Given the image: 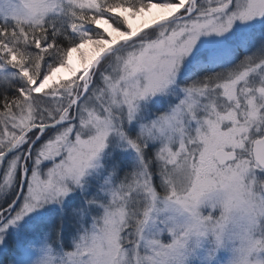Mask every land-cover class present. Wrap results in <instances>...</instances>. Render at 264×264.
Instances as JSON below:
<instances>
[{
  "label": "snow or ice",
  "instance_id": "1",
  "mask_svg": "<svg viewBox=\"0 0 264 264\" xmlns=\"http://www.w3.org/2000/svg\"><path fill=\"white\" fill-rule=\"evenodd\" d=\"M0 264H264V0H0Z\"/></svg>",
  "mask_w": 264,
  "mask_h": 264
},
{
  "label": "water",
  "instance_id": "2",
  "mask_svg": "<svg viewBox=\"0 0 264 264\" xmlns=\"http://www.w3.org/2000/svg\"><path fill=\"white\" fill-rule=\"evenodd\" d=\"M156 14H158V15H160L161 13H159V12H155V14L154 15H156ZM144 20H147L148 22H151V17L150 16H145L143 19H138L137 21H134L133 22V24H134V28H138L139 26H140V24L141 23H143L144 22ZM88 52H90L89 54H91V48L89 47V49H88ZM74 54V53H73ZM73 66V65H72ZM77 67L78 68H80V66H79V63H77ZM73 69H74V66H73ZM61 70H63V71H69L67 74H65L64 76L63 75H60V76H58V78H64V79H67V78H69L72 74V70H70V69H61ZM60 70V71H61ZM71 71V72H70ZM59 72V71H58Z\"/></svg>",
  "mask_w": 264,
  "mask_h": 264
},
{
  "label": "bare ground",
  "instance_id": "3",
  "mask_svg": "<svg viewBox=\"0 0 264 264\" xmlns=\"http://www.w3.org/2000/svg\"><path fill=\"white\" fill-rule=\"evenodd\" d=\"M155 14V12H153V13H151V14H148V16H150L151 17V20L152 19H155L157 16H158V14H156V15H154ZM90 53V52H89ZM81 59H80V56H79V54L78 53H74L73 54V57H72V65L73 66H75L74 67V69L76 68L77 69V63H79V61H80ZM69 71H63V70H59V72H57V74H56V76L58 77V76H60V75H65V74H67ZM71 72V71H70ZM65 77V76H64Z\"/></svg>",
  "mask_w": 264,
  "mask_h": 264
},
{
  "label": "rangeland",
  "instance_id": "4",
  "mask_svg": "<svg viewBox=\"0 0 264 264\" xmlns=\"http://www.w3.org/2000/svg\"><path fill=\"white\" fill-rule=\"evenodd\" d=\"M79 66L81 67L82 66V61L80 60L79 61ZM75 67V66H74ZM77 67V66H76ZM76 69V68H75ZM77 69H79L78 67H77ZM72 75H73V72L71 73Z\"/></svg>",
  "mask_w": 264,
  "mask_h": 264
}]
</instances>
